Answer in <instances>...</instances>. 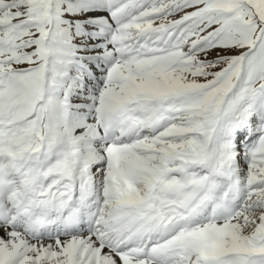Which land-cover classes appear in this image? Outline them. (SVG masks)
<instances>
[{"label":"snow or ice","instance_id":"snow-or-ice-1","mask_svg":"<svg viewBox=\"0 0 264 264\" xmlns=\"http://www.w3.org/2000/svg\"><path fill=\"white\" fill-rule=\"evenodd\" d=\"M0 264H264V0H0Z\"/></svg>","mask_w":264,"mask_h":264}]
</instances>
